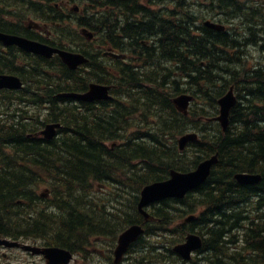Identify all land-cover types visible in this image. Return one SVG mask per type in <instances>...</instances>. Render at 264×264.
<instances>
[{
    "label": "trees",
    "instance_id": "1",
    "mask_svg": "<svg viewBox=\"0 0 264 264\" xmlns=\"http://www.w3.org/2000/svg\"><path fill=\"white\" fill-rule=\"evenodd\" d=\"M176 30V39L188 37L185 30ZM190 39L185 52L191 60L186 59L184 48L176 41H167L159 46L166 55L149 53L144 69L119 65V91L114 92L121 100H115L109 108L106 103H100V107L63 103L60 107L53 97L60 90H82L88 76L79 78L77 72L64 68L61 76L48 80V119L63 125L58 140L40 145L28 139L26 125L13 123L12 114L9 121L0 122V236L43 238L46 244L86 253L83 249L89 246L92 235L115 239L125 226L141 223L145 233L158 232L159 238L151 242L142 236L135 242L131 250L137 247V264H190L172 251L173 244L190 228L204 234L203 246L207 248L198 259L201 263L196 264H264V73L255 75L253 86H243L244 102L232 110L226 131L205 118L198 125L199 118L213 116L215 109L204 115L206 112L196 113L190 108L184 115L175 109L171 97L190 91L202 101L204 81L220 77L223 85L219 90L205 92L216 108V98L228 81L218 74L219 70H204L191 62L195 57L204 59V39ZM158 58H176L178 64L160 68ZM188 62L191 65L182 68ZM33 75L42 76L37 85L42 87L44 74ZM90 75L100 82L109 78L100 70L90 71ZM199 108L202 110V106ZM188 116L193 117L189 121L193 123H188ZM191 127L199 130L200 138L180 152L176 138ZM148 138L154 140L151 145L146 143ZM170 138L173 143L168 145ZM115 139L119 143L113 148L106 145ZM188 149L190 154L186 153ZM213 153H217L218 161L207 180L182 199H165L153 205L150 213L154 221L145 222L137 211V195L130 197L129 212L110 214L95 205L89 195L91 182H112L109 179L114 175L129 191L138 193L143 185L168 177L171 168L190 170ZM104 155L110 159L104 161ZM238 171L259 173L261 179L252 185H240L233 177ZM46 173L48 182L42 177ZM38 184L48 186L52 193L49 203L37 199ZM186 212H197L198 217L191 224L176 225ZM114 219V223L109 222Z\"/></svg>",
    "mask_w": 264,
    "mask_h": 264
},
{
    "label": "flooded vegetation",
    "instance_id": "2",
    "mask_svg": "<svg viewBox=\"0 0 264 264\" xmlns=\"http://www.w3.org/2000/svg\"><path fill=\"white\" fill-rule=\"evenodd\" d=\"M202 4L203 17L196 14L193 2L189 0H0V33L58 44L60 37L50 32L49 18L58 23L73 22L77 30L85 27L92 33L90 51L98 73L96 64L99 60L109 58L118 62L105 50L128 53L129 45H134L137 53L139 48L151 53L154 50L152 37L160 30L156 23L169 15L172 28L162 33L175 35L177 31L173 28L177 17L189 14V18L195 17V24L191 25L195 34L204 33V54L220 50L222 55L237 53V61L229 64L250 68L243 53L250 52L249 49H264V0H204ZM197 21L204 22V27L201 28ZM144 23L148 28L146 33ZM214 24L222 28L218 29ZM134 35L136 39H132ZM169 36L174 44V39ZM114 38H120V46L115 44ZM139 42L140 46L136 44ZM229 46L234 48H227ZM222 55L218 58L222 59ZM139 58L137 55L136 59ZM208 58L204 56L205 66L211 64ZM31 64L29 52L0 39V70H23ZM108 69L114 73L112 67ZM26 134H31V138L41 144L45 141L37 131L33 132L32 127Z\"/></svg>",
    "mask_w": 264,
    "mask_h": 264
},
{
    "label": "water",
    "instance_id": "3",
    "mask_svg": "<svg viewBox=\"0 0 264 264\" xmlns=\"http://www.w3.org/2000/svg\"><path fill=\"white\" fill-rule=\"evenodd\" d=\"M0 38H2L0 36ZM13 42L20 45L26 50L33 51L35 53L42 54L46 57L52 55L53 52H57L63 61L70 67L75 68L79 63L84 62L86 59L80 54H74L64 50H57L49 46L33 42L26 41L20 38L12 39ZM21 86L20 80L11 75H0V88H18ZM109 87L91 83L89 89L84 93H65L66 97H74L81 100L91 101L97 98H109L107 91ZM192 99V96L187 94H181L173 98V103L176 107L185 112L188 102ZM236 101L233 95L232 89H229L226 94L218 99L220 105V114L216 117L219 120L223 129L226 128L228 122V113L230 108ZM59 123L47 124L42 133L46 137H51L55 133V127H58ZM196 138L194 133L185 134L178 139L179 148L182 149L187 141ZM217 162L216 155H213L203 161L199 162L195 169L187 172H179L174 169L170 170V177L165 180L154 181L149 183L140 191V198L138 201V209L147 219L149 218L147 212L144 210V206L153 202L160 201L164 198L174 197L181 198L185 193L191 189L196 188L203 183L210 174L211 166ZM235 179L239 183L252 184L260 179V174L240 172L234 175ZM192 219V216L186 218V220ZM143 232V229L138 224H133L127 227L118 237L117 245L114 250L115 262H117L122 254L126 251L127 247L133 242L139 234ZM0 244L6 246H20L22 249L30 251L32 253H42L46 258L45 264H69L68 261L72 254L63 248L59 247H37L28 244H21L17 241H10L6 239H0ZM201 246V239L198 235L188 234L186 241L174 246V250L185 258H189L190 252Z\"/></svg>",
    "mask_w": 264,
    "mask_h": 264
},
{
    "label": "rangeland",
    "instance_id": "4",
    "mask_svg": "<svg viewBox=\"0 0 264 264\" xmlns=\"http://www.w3.org/2000/svg\"><path fill=\"white\" fill-rule=\"evenodd\" d=\"M190 2H193V10L196 12V14L198 16H204V0H189ZM66 30L70 31L73 33V28L71 23H67L66 25ZM65 30V28H64ZM75 37L78 39V35H76L74 33ZM79 42L81 43V47L87 48L86 42L84 40L78 39ZM64 44L67 45V43L64 41ZM250 53L248 56V58L252 61V65L256 64V63H264V54L255 51V49H249ZM248 50V51H249ZM261 57V58H260ZM219 74V73H218ZM234 75V74H233ZM238 75V74H236ZM82 76L79 75V78H81ZM226 79H229L228 76H225ZM220 79L217 78L215 79V81L213 82H206V84H204V99H198L196 98L195 100H193V104H192V111L194 110L196 113L201 112V114H204V112H206L204 115L206 114H210L211 112H213V110L215 109V112H217L216 108H214L213 105H211L209 103V100L207 99L205 92H214V91H218L219 88L223 85V79L222 80H218ZM230 84L227 83L226 87L224 89H220L221 91H225L228 89V85ZM211 86L210 88H207ZM188 88V87H187ZM202 89V88H201ZM236 94L237 95H242L243 94V90L240 86V84L236 87ZM5 99L2 95H0V102L3 104H8V106H11V108H16L18 107V101L16 100H3ZM62 107H64V104L61 103L60 104ZM200 106H202V110L199 108ZM45 116L42 115L41 119H43ZM193 117L192 116H188L187 121L188 123H193V122H189L192 121ZM201 120H199V124L204 123L203 119L200 118ZM204 126V125H203ZM192 129V130H191ZM232 130V129H231ZM187 131H194L199 133V130L197 128H189ZM59 135V134H58ZM61 138V135H60ZM152 138H148V141H146V143H150V145L152 144ZM172 142V138L169 139L168 145H170V143ZM186 148V147H185ZM191 150H186V153L190 154ZM194 155V153L192 154V156ZM109 155H104L105 158L104 161H106L107 159H110L108 157ZM56 164V162H54ZM50 177L47 176V179L49 180ZM46 179V178H45ZM47 180V181H48ZM112 180L109 181L108 183H104V181H95V182H91V186H90V191H89V195L92 198V201L102 205L103 206V210L105 213L110 214V213H114L116 211H120V212H129L130 211V197L137 195L138 197V193L134 192V191H129L127 185L123 182H120V180L116 179V175H114V177ZM115 180V181H114ZM102 184H105L104 186H102ZM40 185V184H38ZM46 187H48L47 185H40L39 187L36 188L37 192L39 193L40 191L44 190ZM130 192V193H129ZM88 193V191H87ZM48 196V195H47ZM191 204V202H189ZM108 216V215H107ZM117 218V217H116ZM110 223H114L115 219L113 221H109ZM112 225V224H111ZM106 227H108V224L106 225ZM153 232V231H152ZM151 232V233H152ZM158 234V232L152 233V234H146L144 237H146V239L148 241H156L158 240V237L156 236ZM108 238H100L97 237V235H92V237H89L88 239V247H89V252L84 256V255H80V258H77L76 262H71L72 264H82V263H87V264H112V260L109 259L108 257H106L104 254H110L107 250V248H109V246H111L110 243H114L115 240L114 239H110V236L107 235ZM20 241L23 242H27L30 244H37V245H42L43 240L42 239H19ZM146 240V241H147ZM114 247V246H112ZM99 249H101V252L98 251ZM113 249V248H112ZM102 250H104L105 252L102 254ZM137 247L133 248L130 253L126 256V259L122 261V264H136V259L138 258L137 255ZM111 255V254H110ZM201 255H203V253L201 254H195V258L197 259V262H200L198 259V256L200 257ZM111 258L113 259V255L111 256ZM201 263V262H200ZM0 264H44V258L41 255H32L28 252H24L19 248H1L0 247ZM190 264H196V263H191Z\"/></svg>",
    "mask_w": 264,
    "mask_h": 264
},
{
    "label": "bare ground",
    "instance_id": "5",
    "mask_svg": "<svg viewBox=\"0 0 264 264\" xmlns=\"http://www.w3.org/2000/svg\"><path fill=\"white\" fill-rule=\"evenodd\" d=\"M118 32H119V31H118ZM214 81H215V80H214ZM209 82H210V81H209ZM253 84H254V83H253ZM253 84H251V86H253ZM254 87H255V86H254ZM252 88H253V87H252ZM162 91H163V90H162ZM16 99H17V98H14L13 100H16ZM240 106H242V105H240ZM147 114H148V113H147ZM147 114H146V115H147ZM148 115H149V114H148ZM211 121H212V120H211ZM137 124H138V123H137ZM140 125H141V124H140ZM140 125H139V126H140ZM146 125H147V124H146ZM146 125H145V127H147ZM193 125H194V124H193ZM135 126H136V125H135ZM187 128H188V127H187ZM185 129H186V128H185ZM191 130H192V129H191ZM184 132H185V131H184ZM172 143H173V142H172ZM174 144H175V142H174ZM27 148H28V147H27ZM263 192H264V191H263ZM112 248H113L112 246H109V248H107L108 252L111 254V255L108 254V256H112V255L114 256V255H115V254H114V251H113ZM105 255H107V254H105ZM136 264H137V263H136Z\"/></svg>",
    "mask_w": 264,
    "mask_h": 264
}]
</instances>
